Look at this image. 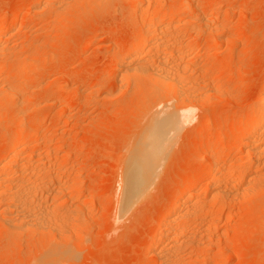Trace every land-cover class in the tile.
<instances>
[{
  "label": "rangeland",
  "instance_id": "rangeland-1",
  "mask_svg": "<svg viewBox=\"0 0 264 264\" xmlns=\"http://www.w3.org/2000/svg\"><path fill=\"white\" fill-rule=\"evenodd\" d=\"M79 1L0 0V27H6L0 37V159L11 163L10 175L26 164L28 169L38 167V159L51 160L54 168L43 171L42 180L67 198L64 204L53 197L46 203L55 205L60 212L54 211L66 221L60 226L66 231L62 238L52 232H11L0 220V264H38L58 244L71 251L61 264H164L152 248L182 186L206 175L212 149L223 171L247 154L239 131L243 115L264 95V0H187L189 9L182 8L185 0H164L172 17L192 13L198 22L169 32L182 45L202 50L182 62L190 66L194 114L170 148L160 176L136 203L128 202L126 162L151 111L173 96H166L169 93L156 83L120 78L117 60L129 56L144 32L140 14L132 11L142 7L152 12L158 3ZM14 18L17 22L11 21ZM202 20H213V26L207 29ZM214 45L221 51L210 55ZM142 56L156 60L149 49ZM242 67L245 71L239 75ZM135 80L138 87H132ZM22 131L32 133L24 156L34 159L18 166L8 156L9 144ZM205 175L198 181L201 214L216 218V227L207 234L209 242H202L203 249L186 245L180 255L183 264H264V181L257 187L261 193L256 189V195L252 190L253 196L219 202L208 197L211 179ZM42 189L38 194L48 190Z\"/></svg>",
  "mask_w": 264,
  "mask_h": 264
},
{
  "label": "bare ground",
  "instance_id": "bare-ground-1",
  "mask_svg": "<svg viewBox=\"0 0 264 264\" xmlns=\"http://www.w3.org/2000/svg\"><path fill=\"white\" fill-rule=\"evenodd\" d=\"M83 1H90L91 3L92 0H83ZM98 1H102V0H98ZM156 1L158 5L156 4L157 6L152 12L147 9L144 10V8L142 7L140 11H138L137 10L139 8L138 6H137L138 8H135L132 11L133 14H137V13L140 14L139 17H141V19L140 18L139 19L141 20V24L140 23L139 24L141 25V29L144 32H142L143 35H141L140 37L137 38L135 37L136 38L135 45L133 50H131L129 56L124 59L121 58V60L120 59L117 60L118 65H120V71L118 73L120 78L127 76H129L128 78H130L131 76H134L133 79H138L139 82H141L140 80H143L142 82L144 84H146L145 82L146 80L152 82L153 84L156 83L160 85V87H162L164 93L167 92L171 94V95L168 94L166 96H171V97L173 96L172 98L173 100L171 99L167 101L162 100L156 104L154 109L151 111V114L147 120L146 125L144 124L145 127L144 128L142 127L143 128V131L141 130L142 134L139 136V139L137 140L136 147L133 148L134 151L133 153H131L129 157L130 159L127 160L126 162V166L129 164V167L127 166L128 171H126L128 175L127 178L128 182L126 183L128 184L127 186L128 200H129L128 202L131 201L135 202V200L138 199L139 196H143L142 195L143 193H146V191L151 189V187L154 185L153 183L156 177L158 175L160 176L161 174L159 173L160 170L164 169L165 167L163 165L166 164L167 162L166 157L170 152L169 150H171L170 148L172 147L179 133L183 129V126L190 121V119L193 117L192 115L194 114L192 109L194 106L192 107V105L190 104L192 103V100L194 101V95L192 94L193 84H191V78L188 77V73L190 72L189 71L190 69L188 67L190 66H188V64L185 65L184 63L186 62L184 61L189 59V57L193 54L196 55L200 54L202 50L199 49L198 46L191 43L182 45L181 41L180 42L178 41V37L171 38L172 34H170L169 32L170 30L172 31V29L178 31L179 29L183 28L184 25L186 24H190V23L193 24L194 22H196V20H194V18L196 17L193 18V16L191 15L192 13L188 15L178 16V18H176L177 16L172 17L171 15L172 12L170 13V11L166 10L163 7L164 5H162L164 3V0H156ZM185 1L187 2V0ZM188 3L189 2L187 3L183 2L182 8L189 9L190 4L188 6ZM97 4L99 5L100 3L97 2ZM97 4L96 6H98ZM105 4L107 3L105 2ZM136 4L138 5V3ZM132 7H136V5ZM16 19L17 18H14V20L11 21L14 22L16 21ZM213 20L210 21L212 22ZM210 21L202 20L201 22L203 25L206 26V28L207 27L209 28L213 26V24H211ZM5 33H6V27L5 26L0 27V37H2ZM86 46L87 44H84L82 47H86ZM147 49H149L151 54L153 52L154 58L156 60H153L151 56H150L151 59L150 58L147 59L148 56L146 55L145 56L147 58L145 56H142V52L144 50L146 51ZM220 51L221 48L214 45L213 48L208 50V53L210 55L211 54L213 55V54H217ZM164 54L169 55V57L164 56ZM183 64L185 66H183ZM2 67L3 64L0 63V70L2 69ZM244 71L245 69L243 67L240 68L239 75H242ZM131 81H133L132 78ZM136 83L138 84V82L135 80V83L134 84L132 83L133 84L132 87H134ZM135 87L138 86L136 85ZM155 91L157 92V90ZM148 92L150 93V91ZM159 95L158 98L154 96L155 99L159 100L161 98L159 97ZM142 97L143 96H141V98ZM144 99L145 98L141 99L140 102L143 103ZM250 111L251 112L247 113V115L245 116L243 115L242 118L243 126L239 131V135L242 138L241 146H243L246 149V153H247L244 159L237 161L236 162L237 164H235V166H231L228 170L223 171L222 170L223 168L221 169L220 167L222 161L217 159V157L214 154V149H212L213 146L211 147L212 150H210L211 152L209 155L210 167L208 168L206 175L205 173L204 175L205 178L211 179V184H210L211 186L208 187L209 189L207 188V190H209V193L207 192L208 194L207 193L206 194L208 195V197L212 198V201L213 199L217 201L219 200L225 201L227 200L226 197L233 198V196L237 197L238 195L240 196L241 194L243 195L248 194V196L250 197V195L253 196L252 195L253 193H255L256 195L257 191L263 192L262 190L257 189V187H259V185L262 184V182L264 181V159H263L264 158L263 157L264 155L263 152L264 151L263 150L264 149V95L261 94L259 102L257 103L256 106H254V109ZM60 113L62 114V112ZM31 136L32 133L30 131H22L20 133L18 132V134H16L13 137V139H11L12 141L9 144L8 156L9 158L11 157L10 160H12L13 164L14 161L16 162L18 161L19 162L18 166L19 165L22 166L26 164V162L29 163V161L32 160V158L34 159V157H30L28 155L24 156L26 155L25 149L28 146V142ZM5 159L6 158L0 159V211L2 212V214L4 213V217H5L4 220L0 219L2 222V223L0 222L1 225L3 224L4 227L5 226L11 227L13 229V230L10 229V231L12 230L11 232H13L15 229L14 231L15 233L16 230L21 229L20 231H22L23 229H26L24 230L25 232L33 231L41 234L52 232V234H55L54 237L56 236L58 237L57 233H60L62 235V236L59 235L61 238L64 235H66V231L64 230L65 228H61L63 225L61 224V222L65 223L66 221L63 220L64 218L60 216L58 212L54 211L56 209L57 211H59L58 208L54 209L53 206L55 205H52L51 203L50 204L53 209L49 205H46V203L49 204L48 199H51L52 197H53V201L56 202V200H59L61 201V204H64L67 201V198L61 197V195H59V190H60L59 188H58L59 190L57 188L53 190L54 188L52 186L47 187V185L44 183L46 181L42 180L43 171L52 170L54 168L53 165L54 163H52L51 160L38 159L36 160L38 161L37 163L38 165H35L38 167L36 168L32 167L33 169L30 168L28 169L25 167L27 166L26 164L24 165V168L23 167L22 168L18 167L17 169L15 168L16 174H13L14 175L13 176L9 174L11 172L9 171L10 169L9 166L11 165V163H9L10 165H7L8 160L6 159L7 160L6 161ZM253 164H257V168H254L255 165L253 167L254 169L251 168ZM204 175H202V177L198 176L194 181L190 183L186 182V184L182 186L180 190L181 191L180 195L175 200L172 207L169 210H167L166 214L164 215L163 221H161L162 231L156 242V246H154L155 248L152 249L154 251L153 253L164 264H183L184 257L180 258V255L182 257V255L185 254L184 252L183 254L181 253L182 250L184 251L187 250L185 248L187 247L186 245L189 244V246H191L190 244H192L196 246V247L193 246V248H197L200 246L199 249L202 248V246L204 247V244L206 245L209 242L208 240H210V239H206L207 236L208 238L210 236L207 234L208 233L210 234L211 231L215 230L216 218L213 219V217L211 218V216L202 217L201 214L203 211L202 207L204 206L202 207L200 206L202 204V202H200V199L202 200L201 198L202 193L201 195L199 193L200 186L198 187V181L201 178H204L203 177ZM229 178L232 179V182L228 186L229 188H227V186H225V183ZM44 188L48 189L46 190L48 194L45 191L44 195L45 197L46 196L47 197L41 198L40 196L43 195V192H40L39 194L38 192L41 189L44 191L45 190ZM51 188L52 190H49ZM256 189L257 191L254 192V190ZM249 191L250 192L252 191L251 192L252 194L249 193ZM37 194L38 195L41 194L39 198ZM205 209L206 208H204V210ZM5 213H7L8 215ZM123 216L125 217L126 214L125 215L123 214ZM57 229L60 231L58 232ZM61 229H63L64 231L61 232L62 231ZM204 239H206L207 241H205L206 243L203 244L202 242H204ZM68 245H70V243ZM65 246L63 245V247H61L58 244V246L54 247V249H52L51 252L45 254L41 258V260H39L38 264H61L62 262L69 260L71 257L70 255L71 251L68 248H65ZM183 247L185 249H183ZM181 259H183V262Z\"/></svg>",
  "mask_w": 264,
  "mask_h": 264
}]
</instances>
